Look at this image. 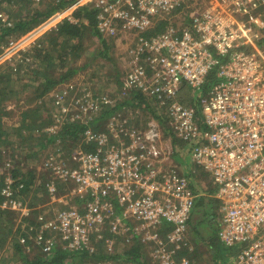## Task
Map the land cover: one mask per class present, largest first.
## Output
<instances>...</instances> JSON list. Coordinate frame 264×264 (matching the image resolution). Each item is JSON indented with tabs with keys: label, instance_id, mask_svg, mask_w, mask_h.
I'll use <instances>...</instances> for the list:
<instances>
[{
	"label": "built area",
	"instance_id": "1",
	"mask_svg": "<svg viewBox=\"0 0 264 264\" xmlns=\"http://www.w3.org/2000/svg\"><path fill=\"white\" fill-rule=\"evenodd\" d=\"M85 4L98 7L104 37L131 43L134 56L122 83L126 98L133 102L145 94L163 119L139 118L141 111L126 105L107 120L111 136L85 130L81 141L88 147L81 142L70 162L50 166L54 178L71 188L56 197L55 181L48 184L52 203L65 206L40 214L38 226L31 223L36 242L50 251L61 238L72 249L92 252L93 238H103L109 229L127 241L137 234L153 242L152 257L159 264H191L180 252L196 201L208 191L194 189L192 179L173 166L168 125L188 142L190 161L214 176L218 189L212 196L222 211L218 236L237 247L235 264H264V0H75L68 6ZM73 8L65 17L77 22ZM185 14L190 16L185 25L171 22L157 36L142 35L160 19ZM212 72L218 79L206 86ZM84 96L73 112L63 109L70 119L81 120L88 108L92 119L105 110L102 102L117 105L106 97ZM71 161L78 166L71 167ZM12 183L8 174L2 207L28 214V205L12 197ZM105 242L111 250L116 239Z\"/></svg>",
	"mask_w": 264,
	"mask_h": 264
},
{
	"label": "trees",
	"instance_id": "2",
	"mask_svg": "<svg viewBox=\"0 0 264 264\" xmlns=\"http://www.w3.org/2000/svg\"><path fill=\"white\" fill-rule=\"evenodd\" d=\"M6 1L9 5L15 2V0ZM74 1L75 0H53L47 4L48 7H46V9H30L27 14L28 17L14 18L10 25L6 23L4 24L2 20H0V42L11 35L15 38H19L43 20L54 15L61 9H64ZM3 3L4 1L0 0V6ZM9 7L10 6L7 7V10H11ZM97 12L98 7L95 5H81L74 11L76 18L78 19L77 22H72L68 18H63L56 27L50 30V32H46V34L38 39V46H35L34 48L35 55L32 53L33 56L31 58L32 65H35L36 75L34 78L41 80L37 87V99L42 98L46 100V94L48 92L59 84L68 81L77 72L86 68L88 64H90L85 63L83 66L77 67L74 64L69 63L73 57L79 58L85 51L86 34L95 36L99 39L101 47L98 50L97 56H101L102 58L106 57V59L111 58L110 51L112 45L115 43V38H106L99 31L96 18ZM179 13L180 9H177L174 12L175 15H178ZM174 19V17L172 19H160L156 22L154 27L141 34L145 37L152 38L165 31L166 27L171 22L174 25H185L189 23L190 16L185 14L182 19ZM12 69H14L13 66H8V68L0 67V148L7 143L11 144V149L15 158L13 165L7 167L0 173V261L2 264H89L88 262L96 264L100 260L115 261L118 260L120 256H122V258H120L121 263L133 262L135 264H158L159 262L151 255L149 256L150 258H148L147 249L146 247H143L144 245H147V243L141 241L140 236L137 234H135L132 239L129 238V241H127L126 235L112 233L108 229V231H103V238L97 240L93 238L95 250L92 252H89L86 249H72L69 247L67 241L60 238L52 246L50 254L46 255L47 251H43L42 246L36 242L35 236H37V232L34 228L30 231V226H32V224L38 226V216L50 211L49 209H52L53 207L61 208L65 206L60 202L52 203V193L49 190L48 184L52 180L55 181L54 185L56 191L54 194L56 197L64 195L68 192L67 190L71 188V186H68L67 183L60 182L57 177L54 178L51 169H44L40 173L35 168L29 167L28 162H26V157L30 155L38 157L47 146L58 139L64 140V138H67L69 139L68 143L81 141L84 138L83 135L85 130L90 128V124L96 128L97 126H100L98 122L103 120L102 126H105L107 129L106 123L108 118L118 109L123 110L124 106H131L130 100L132 99L130 97L127 99L125 97L123 102L113 106L108 104L105 105L102 102L100 107L102 105V110H105L90 119L88 124L82 123L80 119H66L61 125H59L54 133L47 128H44V124H37V117L40 113V104L38 103L25 110L23 113L24 116L19 123L7 126L5 124V117L9 114V110H11L7 100L11 94H14L17 91V89L10 84L14 83V85H16L20 79V77H16V80H14ZM56 71L59 73L58 76H56ZM217 79L216 73L212 72L209 75L206 86L212 85ZM96 98H100L99 95H97ZM92 99H94V97ZM135 101L133 109L135 111H141V114H138L139 118L144 117L147 119L154 116L155 118L163 119V117L158 115L156 102H153V100L149 99L145 94L140 92ZM30 111L33 112L29 113ZM33 113H35V115L28 119L27 116ZM47 113V116L52 114L51 108L47 110ZM135 114H137V112H135ZM164 124L166 123L162 121V125ZM164 131L165 134H170L173 137L175 149L178 148V143H181L183 146L185 145L183 139L175 136L172 127L164 125ZM81 142L83 143L84 141ZM83 144L86 146L85 143ZM23 147H26V149L23 150ZM89 148H91V146H89ZM187 155V149L183 152H180L177 149L174 152L176 160H178L177 157L186 160ZM62 156L68 161L71 157L68 156V153H62ZM187 159L190 161L189 158ZM5 166L6 165H4V167ZM8 174L11 175L13 179V183L11 184L13 190L12 197L19 199L22 204H28V207L30 208L28 214L22 215L20 210L2 207L3 202L8 198L2 193L3 188L6 186V176ZM34 190L35 192L33 194L32 192ZM208 196H200L192 211L189 224L191 223L195 229L199 230V226L203 224L202 222L204 221H209L210 225L212 222H215L211 217L213 209L216 208L213 202L215 199ZM15 219H21L20 224L23 222L24 227L22 230L19 227V229L13 233ZM30 234H33V237L30 238ZM19 236L26 237L27 241L21 242V237L19 238ZM94 236L95 235L93 234V237ZM107 237L116 239L115 245L111 250L108 249L107 243L105 242ZM119 239L124 243L122 248H117V242ZM216 240L223 244L219 236L214 239L211 238V235L209 239H205V242L208 246H211ZM8 244H13L11 250L12 254H10L8 250L6 251L5 247ZM223 246L229 247L225 244H223ZM33 252L34 259L29 261L28 257H30V253ZM181 252L186 256L189 254L187 249H183ZM235 253L237 255L238 252L235 250ZM20 257L21 259H16ZM18 260L22 261L16 263Z\"/></svg>",
	"mask_w": 264,
	"mask_h": 264
},
{
	"label": "rangeland",
	"instance_id": "3",
	"mask_svg": "<svg viewBox=\"0 0 264 264\" xmlns=\"http://www.w3.org/2000/svg\"><path fill=\"white\" fill-rule=\"evenodd\" d=\"M3 1L4 3L0 6V20H2L4 24L6 23L10 25L14 18L28 17L27 14L29 13L30 9H46V7H48L47 4L53 0H15V2L11 5H9L6 0ZM8 6H10L9 9L11 10H7ZM68 7L69 6L61 9L54 15L43 20L41 23H39L30 31L21 35L19 38H15L11 35L0 42V67L8 68V66H13L14 69H12V72L14 75V80H16V77H20L16 85H14V83L10 84L12 87L17 89V91L14 94H11L7 100L8 105L11 108V110H9V114L5 117V124L7 126H12L19 123L21 118L24 116L23 113L25 110L38 103L40 104V113L37 117V124H44V128L54 126V128H51V130L48 129L54 133L59 125L64 122V120L70 119L69 116L65 114L63 109L67 108L69 112H73V109L78 106L77 103L82 102L83 97H85L84 94H90L91 98L94 97V99L100 100L102 97H106L108 99H112V101H114L116 104L123 102V99L126 97L127 91L124 89L122 83H124L123 79L127 76L129 71L128 65L133 58L132 56H134V52L130 46L131 43H129L126 39L115 40V43L112 45L110 51L111 58L106 59V57L102 58L101 56H97L98 50L101 47L99 39L95 36L86 34L85 51L79 58L73 57L69 63H72L77 67L83 66L85 63L90 64H88L86 68H83L77 72L68 81L59 84L57 87L48 92L46 94V100L42 98L37 99V87L39 86V82L41 80L34 78L36 75L35 65H32L31 62L32 56L35 55L34 48L35 46H38L37 41L40 37L46 34V32H50V30L56 27L63 18H66L65 15L73 8ZM74 9L75 8L72 10L73 18L76 17ZM179 18L181 17H176V19ZM55 73L56 76L59 75L57 71ZM97 95H99L100 98H96ZM134 102L135 101L131 102L132 108H134ZM49 108H51L52 114L47 116V110ZM78 110L81 111V108L79 107ZM32 112L33 111H30L29 113ZM91 113V109L88 108L87 113L84 114L80 121L82 123L88 124ZM131 113L132 112L130 108L127 109V112H124V114L128 115L129 117L130 123L127 124L128 127H130L132 122V118L130 117ZM34 115L35 113L30 114L27 116V118L30 119ZM98 124L100 126H97L96 128L90 124V128L101 132L106 131L111 136L109 130L106 129L105 126H102L103 120L98 122ZM68 140L69 139L67 138H64V140H55L49 146H47L41 152L42 154H40L38 157H34L32 155L26 157V162H28L29 167H33L41 173L44 169L49 170L51 164L55 161H67V159L62 156V153H68V156H71L74 151L79 152L80 147H82L81 141L68 143ZM183 141L185 145L183 146L181 143H178V148L174 150L178 149L180 152H183L186 148L188 155L186 160L180 159L178 157V160H176L173 155V166H175L179 173L186 174L192 179L194 183V189H207L208 192L211 190L210 193H215L218 189V185L214 180L213 174L205 171L202 166L191 163V161L187 159L191 155V151L188 149V142L186 140ZM11 147L12 145L7 143L2 148H0V161H2L0 162V173L3 172L7 167H11L14 163L15 158L13 156ZM83 147L86 148L84 144ZM25 149L26 147H23V150ZM4 165L6 166L4 167ZM70 166L77 167L78 164L72 162ZM190 166H193L196 169L194 173H192ZM70 185L71 183L68 184V186ZM34 192L35 190L32 193L34 194ZM25 204L28 205L27 203ZM49 210L51 211L52 209ZM220 212V210H217L216 215H218ZM20 222L21 219L15 221L13 233H15L19 227L21 230L23 229L24 223L22 222L20 224ZM202 223L203 224L199 226V230L195 229L193 226H189L187 231L186 245L183 249H187L189 252L188 257L191 264H235L234 250L236 249L238 252L237 247H225L217 240L214 242V244L208 246L205 242V239H209L210 235L211 238H218L220 227L216 222H212L211 225L209 224V221H204ZM162 235L163 237L165 236L164 231ZM20 237L21 236H19V238ZM146 243L147 245H144L143 247H146L148 258H150L149 256H152L155 244L153 242ZM12 245L13 244H8L5 247L6 251L8 250L10 254H12ZM123 246L124 243L119 239L117 242V248H122ZM43 251H45V249ZM50 252L51 250L47 251L46 255H49ZM180 255H183L182 252H180ZM33 256L34 252L30 253V257H28L29 261L34 259ZM120 258H122V256H120ZM120 258L115 261L120 262ZM16 259H21V257ZM20 261L22 260H18L16 263H20ZM88 263L93 264L92 262ZM0 264H2L1 261Z\"/></svg>",
	"mask_w": 264,
	"mask_h": 264
},
{
	"label": "crops",
	"instance_id": "4",
	"mask_svg": "<svg viewBox=\"0 0 264 264\" xmlns=\"http://www.w3.org/2000/svg\"><path fill=\"white\" fill-rule=\"evenodd\" d=\"M190 169H191V171H192V173H194L195 172V168L193 167V166H190ZM196 189H198V188H196ZM200 190H202L201 188H199ZM209 195V196H208ZM208 195H201V196H208V197H213L212 196V193H210V192H208ZM214 199H215V201H213L214 202V205H215V209H213V211H212V218H213V220L218 224V226L220 227V224L218 223L219 221V218H220V216L222 215V211H221V204H220V202L215 198V197H213ZM218 207V208H217ZM217 210H220L221 212L218 214V215H216L215 213L217 212ZM189 226L191 227L192 226V224L190 223L189 225H188V229H189ZM188 229H187V231H188ZM186 236H187V232H186ZM236 250V249H235ZM235 250H234V259L236 258V253H235Z\"/></svg>",
	"mask_w": 264,
	"mask_h": 264
}]
</instances>
